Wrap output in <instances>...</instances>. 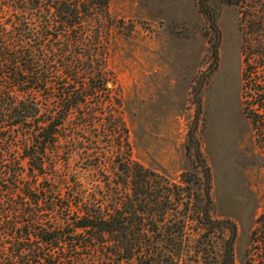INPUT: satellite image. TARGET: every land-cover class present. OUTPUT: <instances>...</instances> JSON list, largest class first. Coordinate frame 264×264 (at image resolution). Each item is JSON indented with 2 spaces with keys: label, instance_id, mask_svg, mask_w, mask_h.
<instances>
[{
  "label": "trees",
  "instance_id": "16d2710c",
  "mask_svg": "<svg viewBox=\"0 0 264 264\" xmlns=\"http://www.w3.org/2000/svg\"><path fill=\"white\" fill-rule=\"evenodd\" d=\"M204 1L197 0L202 12ZM222 1L238 8L242 111L264 154V0ZM108 5L0 0V264H180L189 257L201 264L203 240L216 228L224 257L208 264H236L238 226L211 212L212 174L197 136L200 89L186 147L200 175L182 171L180 183L134 160L120 104L109 114L94 99L110 91ZM206 14L217 35L210 42L216 65L221 32L213 8ZM103 144L115 155L89 153ZM71 158L79 163L73 172ZM255 242L264 261V211L250 249Z\"/></svg>",
  "mask_w": 264,
  "mask_h": 264
},
{
  "label": "rangeland",
  "instance_id": "374dc122",
  "mask_svg": "<svg viewBox=\"0 0 264 264\" xmlns=\"http://www.w3.org/2000/svg\"><path fill=\"white\" fill-rule=\"evenodd\" d=\"M203 5L204 12L197 0H109L104 77L110 91H98L94 99L103 100V111L109 114L120 104L134 160L180 183L182 171L200 175L186 149L200 89L197 136L212 174L211 212L233 219L238 226L236 264H244L247 258L250 264H262L261 244L255 242L250 249V232L264 211V154L254 143L242 111L238 8L222 0H206ZM210 8L221 32L216 65L210 42L217 35L206 14ZM31 100L47 104L44 95H33ZM89 153L115 155L106 144ZM78 165L71 158L69 171ZM187 199L182 194L183 202ZM190 202L196 203L193 195ZM209 236V241L203 240L201 264H208L212 256L217 262L224 257L220 230ZM190 261L180 260V264Z\"/></svg>",
  "mask_w": 264,
  "mask_h": 264
},
{
  "label": "water",
  "instance_id": "95a60500",
  "mask_svg": "<svg viewBox=\"0 0 264 264\" xmlns=\"http://www.w3.org/2000/svg\"><path fill=\"white\" fill-rule=\"evenodd\" d=\"M107 85L109 86V85H110V83H107Z\"/></svg>",
  "mask_w": 264,
  "mask_h": 264
}]
</instances>
